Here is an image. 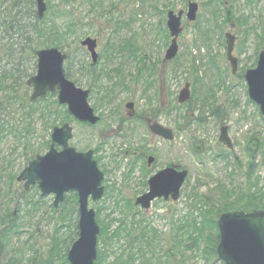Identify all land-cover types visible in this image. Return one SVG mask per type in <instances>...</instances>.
<instances>
[{
    "label": "rangeland",
    "instance_id": "1",
    "mask_svg": "<svg viewBox=\"0 0 264 264\" xmlns=\"http://www.w3.org/2000/svg\"><path fill=\"white\" fill-rule=\"evenodd\" d=\"M45 1L48 9L50 8L47 12L49 23L54 21L56 17L54 13H57L58 9L62 11L64 5L69 6V14L73 18L80 19L76 25L81 30L78 40L73 36L65 37L62 41L64 46L62 52L71 54V75L80 80L76 86L83 90H88L89 86L93 88L89 105L96 114L103 116L102 124L92 128L80 126L71 119L62 123L59 120L54 126L60 127L63 123H68L74 132V140L71 144L80 150L87 147L96 149L99 141L105 140L94 157L105 175L104 187H109V191L100 201L90 200L88 206L95 212L99 211V217L97 216L96 219L100 223L103 221L108 231L119 226L126 229L134 226L139 229L143 226L141 221L144 219V224L156 229L161 236L158 254L162 257L172 246L170 236L172 233L176 234L175 231H171L170 220L182 219L186 216L189 204L187 196L192 194L194 188L200 187V193L203 194L209 189L213 190L215 182L219 181L226 187H234L236 191H246L248 186L243 173L249 163H253L255 176H264V121L260 118L257 107L248 100L246 84L241 75L246 69L255 68L257 54L261 48H264V0L250 4L246 0H224V6L217 9L220 16H223L220 11L225 10L237 18H247L249 27L255 29L248 36L244 35V28L239 26L230 31L237 37L234 56L239 59V67L235 75L230 74L225 58L224 34L229 32V24L225 26L220 37L211 34L210 49L206 50L201 48L197 41L193 24L183 20L184 30L178 42L180 48L178 63L181 65L178 68L175 67L177 64L175 62L167 66L160 65L169 42L164 46L157 40L155 33L160 27H165L166 12L169 9L175 12L186 10L187 2L191 1L199 6L198 17L202 14V20L208 19L209 13L216 11L207 7L208 9L203 12L202 5L207 0H95V3L101 2L100 8L90 9L83 0H67L69 2L67 4L63 3L64 0ZM64 24L65 21H58L57 27L63 29ZM87 37L97 41V53L100 55L98 64L94 67L95 71L88 70L90 74L84 72L86 66L90 65L89 55L79 46V42ZM131 39L137 48L145 50L141 55L147 62L140 65L142 68L148 69L150 64L159 61L156 76L153 77L156 80L154 83L156 95L152 96V93L148 92L145 95L151 99L150 105L145 102L146 100L140 99V88L137 87L132 92L130 89L125 91L113 86L119 82L115 70L121 71L127 83H130L137 73L138 60H132L127 57V52L120 51L121 47ZM33 46L37 47L35 43ZM197 46L201 49L198 50ZM28 56L25 65L30 68L28 73L33 75L35 70L33 71L32 67L35 60L29 54ZM193 58L196 60L198 77L205 86L201 91L205 92L206 86L213 89V97H208L211 102L209 110L213 111L212 114L208 113L206 108L203 112L198 107L192 109L197 99L192 93L191 100L186 105L180 106L179 109L174 107V105L178 107L176 97L184 84L192 85L189 61ZM212 58L214 65L210 67L208 62ZM65 67L66 64L64 69ZM173 72H176L174 78ZM95 76H101V81L97 84L100 88L113 93L112 101L106 107H100L99 98L102 90L93 85L92 79ZM220 78L223 83L218 84ZM26 80L15 88L14 93L8 92L7 95L20 97L22 93L24 94L27 88ZM30 93L29 89L25 92L28 100ZM129 101L135 103L136 110H149L148 108L159 110V107L160 111H168L165 117L163 114L157 117L158 111L154 112V117L176 134L172 142H162L155 138L151 141V145L148 144L151 137L146 138L148 146L145 148L154 150L159 158L158 163L150 171L145 168L130 171V167L126 166V162L131 158L125 157L124 152L129 151L130 145L135 149L141 148L136 144L138 141L133 142L129 135L133 122L115 121L118 115L126 118L125 111H119L124 110V105ZM35 107H39V104ZM19 110L21 109L17 105H13L8 110L11 122L12 119L13 122L18 119ZM114 110L119 114L113 113ZM43 123L39 115L34 117L32 128L35 133L33 137H29L27 143V148H32L30 158L47 152L46 144L50 141L52 129H46ZM220 126L229 128V136L233 143L231 151H227L217 143ZM133 129L143 135L140 128ZM125 131L127 134L124 133ZM122 135L124 138L121 137ZM252 137H257L262 144L259 152H256L258 148L255 142L250 144L251 151L257 154L255 157H251L252 152L248 150V141ZM24 145L25 140L17 141L9 136L4 137L0 142V212L7 207L11 212L15 211L13 217L15 227L10 228L13 236L6 243L0 264H4L9 259L18 260V264H44L43 261L46 260H50L49 264H68L66 254L78 237L76 234L78 213L73 206V199L71 201L69 197L72 192L67 193L63 203L54 209L53 195L41 198L38 190L31 189L25 193V198L33 203V206L25 205V201L19 197L22 186L16 182V177L27 164ZM198 145L207 149L204 154L195 156L192 150ZM219 151L230 154L238 164L226 170L222 163H211L212 155ZM174 162L188 171L179 201L174 204L156 201L145 214L138 208H125L126 203L134 201L138 194L141 195L146 191L143 183L147 182L151 175ZM234 167L236 178L234 182H230L228 177ZM261 184L263 185L262 182L258 184L259 187ZM123 241L120 242L122 247L126 244ZM116 247L114 246V249ZM202 249L203 246L200 245L199 251L191 252L185 247L179 251L175 250V257L171 258L169 264H223L217 257L203 256Z\"/></svg>",
    "mask_w": 264,
    "mask_h": 264
},
{
    "label": "trees",
    "instance_id": "2",
    "mask_svg": "<svg viewBox=\"0 0 264 264\" xmlns=\"http://www.w3.org/2000/svg\"><path fill=\"white\" fill-rule=\"evenodd\" d=\"M84 4L89 8L96 7L95 0H83ZM187 1V0H185ZM184 1V2H185ZM64 4H67V0H64ZM62 3V6H63ZM248 3V2H247ZM250 4V3H249ZM61 6V7H62ZM224 6V0H207L203 5V12L210 7L214 9L216 13H209L208 19L202 20V14L199 19L193 25L196 31L197 41L200 43L201 48L209 50L210 36L221 35L226 25L233 22L235 26L244 28V35L248 36L249 33L255 31L249 27L248 22L244 17H235L228 11H220L223 16L217 13V9ZM171 10V9H169ZM50 11V8L48 9ZM56 15L54 21L48 22L47 14L42 21H38L34 11L33 0H0V142L4 137H11L14 140L21 141L25 140L24 155L25 161L28 162L30 154H32V148H27L29 137H33L35 130L32 128L33 119L39 115L41 121H44V127L51 129L60 120V123L70 121V117L64 107L57 105L53 97H49L46 100L37 101L36 104L32 105L29 103L24 90L20 97H13V95L7 93H14L15 88L22 85L25 79L30 77V68H28L27 61L29 59L28 54L35 60L36 48H49L54 47L60 51L63 50L62 41L65 37L73 36L78 40L81 30L76 25L80 22V19L73 18L69 14V6L64 5L62 11L54 13ZM207 16V15H206ZM58 21H65L64 28L57 27ZM248 27V29H246ZM158 41H161L165 46L169 41V36L165 27H160L155 33ZM37 46L36 48L33 44ZM197 46V49H201ZM120 51L127 52V57L134 60L140 61L141 65L145 61L144 56L141 54L145 51L133 43L132 39L128 41L124 46L121 47ZM67 54L66 61V76L71 78L70 66L72 57L70 53ZM140 54V55H137ZM18 57V58H16ZM179 57L176 58V66L179 67ZM195 58L189 61V72L192 79V95H196V104L193 105L192 109L198 107L201 112L204 108L210 107L208 97H213V89L210 86H206V91H201L202 87H205L202 80L198 77V68L195 66ZM33 63V62H32ZM156 64H150L148 69L145 71L141 70L139 66L137 68V75L131 79L132 85L128 86L125 77L121 74L120 70H115L118 75V83L113 86L122 88L123 90L133 89L132 87L141 86V95H145L147 91L152 88V83L142 82L144 73L148 74V78L155 76L157 70ZM26 64V65H25ZM209 66L214 65L213 58L208 62ZM152 67H155L153 70ZM176 68V69H177ZM35 69V63H33L32 70ZM90 69H87V71ZM173 78L176 76V72H173ZM82 77V76H80ZM121 77V78H119ZM79 80V78L77 77ZM101 81V76H95L92 79L93 85L101 89V97L99 101L102 107H106L112 101V92L109 90L100 88L97 84ZM156 80H154V83ZM217 83H223L221 78ZM119 84V85H118ZM218 88V87H217ZM93 93V90H91ZM135 91V90H134ZM156 88L154 86L153 96L156 95ZM209 93V94H208ZM2 95V96H1ZM151 99H148L150 105ZM39 104V107L35 105ZM13 105H17L21 110L18 114V119L13 122L14 119L9 118V111ZM174 109V107H172ZM17 110V109H16ZM212 113V110H207ZM82 126V125H80ZM248 150L251 151L250 144H257L256 152L261 150V142L258 141L257 137L249 139ZM48 144V143H47ZM46 144V147L48 145ZM255 151L252 152L251 157H255ZM34 153V152H33ZM219 163H222L224 168L227 170L228 167L237 165L238 162L230 156L218 152ZM253 163H249L244 178L247 183L246 191H236L234 187H226L222 182L216 181L214 188L209 189L206 193H200V187L193 189L190 196H187L188 210L185 217L182 219L170 220L171 231H175L176 234L172 233L170 236L172 246L165 251L162 257H159L160 251V235L156 229L145 225L144 219L141 221L143 226L137 229L134 226L115 228L108 231L103 221L100 223V235L98 238L97 253L98 257L95 264H169L171 258L175 257V250L179 251L185 247L186 250L191 252L194 250L199 251L200 245L203 246L202 255L216 256V247L218 245L219 237L216 226L217 218L224 213L229 212H243L252 213L257 211L264 212V176H255L253 173ZM240 166V165H239ZM229 174L228 180L234 182L236 178L235 170ZM12 178V177H11ZM13 179V178H12ZM261 186L259 187V183ZM206 186V185H205ZM254 189V190H253ZM25 205H32L28 200H25ZM99 217V211L96 212ZM13 217L11 210L7 207L3 212H0V248L6 247L7 241L13 236L11 226L15 227L13 223ZM77 234V233H76ZM124 240V241H123ZM124 242V246L120 242ZM114 246H117L114 249ZM1 253V250H0ZM50 260L43 261L44 264H49ZM4 264H18V260L9 259ZM42 264V263H41Z\"/></svg>",
    "mask_w": 264,
    "mask_h": 264
},
{
    "label": "water",
    "instance_id": "3",
    "mask_svg": "<svg viewBox=\"0 0 264 264\" xmlns=\"http://www.w3.org/2000/svg\"><path fill=\"white\" fill-rule=\"evenodd\" d=\"M36 17L42 20L46 12L45 0H34ZM253 1V0H250ZM198 5L188 2L186 19L189 23L196 20ZM183 12L175 14L169 11L166 15V27L171 38L170 45L165 51L164 61L174 59L178 52L177 40L182 32L181 17ZM226 57L232 74L236 73L238 60L232 55L235 36L225 35ZM91 57L95 65L98 60L96 53V40L86 38L80 42ZM36 72L27 82L32 86L30 102L44 99L48 93H57V103L66 106L67 113L77 122L95 125L99 117L94 114L88 104L89 91L77 88L70 82L63 69L66 55L56 48L43 49L36 52ZM247 85L248 99L258 109L260 117L264 120V49L258 52L255 69L244 72ZM190 85L185 84L177 97L178 104L182 105L190 99ZM133 104L128 103L127 109ZM150 131L157 136L172 140L169 130L163 129L159 124L150 126ZM72 128L68 124L55 127L51 133V145L44 156H37L19 174L17 181L24 183V189L38 184L41 196L55 195L54 206L57 207L63 200L66 192L75 191L78 196V239L71 246L67 261L69 264H94L97 260V237L100 229L95 220V212L88 208V199L93 202L100 200L104 194L101 185L103 174L98 170L93 160V152H77L69 146L72 140ZM218 142L232 149V143L227 128L222 127ZM55 146L61 150L57 151ZM152 162V158L148 159ZM186 171L177 173L167 169L153 177L148 185L149 192L140 197L137 202L145 209H149L151 201L163 197L175 202L179 197ZM219 242L216 254L224 264H264V212L252 213L230 212L219 216L217 220Z\"/></svg>",
    "mask_w": 264,
    "mask_h": 264
},
{
    "label": "flooded vegetation",
    "instance_id": "4",
    "mask_svg": "<svg viewBox=\"0 0 264 264\" xmlns=\"http://www.w3.org/2000/svg\"><path fill=\"white\" fill-rule=\"evenodd\" d=\"M96 5V8H100V5H101V2L100 3H95ZM35 8V7H34ZM88 9H90L89 7H88ZM91 11V10H90ZM168 11H170V10H168ZM167 11V12H168ZM180 11H182L183 12V14H182V17H181V24H182V32H183V30H184V27H183V20H186V15H185V10H179L178 12H180ZM166 12V13H167ZM177 12V13H178ZM35 15H36V12H35ZM235 28V25H233V29ZM165 29L166 30H168L166 27H165ZM182 32L180 33V35H179V37H178V42H179V38H180V36H181V34H182ZM236 41H237V37L235 36V44H236ZM177 45H178V52H177V55H176V57L174 58V59H172V60H170V61H164V59H162L161 60V64L160 65H162V66H167V64H172L173 62H176V58H178L179 57V50H180V48H179V44L177 43ZM36 48V47H35ZM234 49H235V45H234ZM234 49H233V53H232V55L234 56ZM261 49H264V48H261ZM36 50H38V48H36ZM35 55H36V51H35ZM258 55V54H257ZM35 57V56H34ZM99 57H100V55L98 54V60H97V63L95 64V65H92L91 63H90V65H88V66H86V70L84 71L85 73H89L90 74V72H88L87 71V69H90V70H93V71H95L94 69V67L98 64V61H99ZM237 60H238V66H237V70H236V73L238 72V67H239V59L236 57V56H234ZM225 58H226V61H227V57H226V49H225ZM35 61H36V58H35ZM227 63H228V66H229V68H230V74L231 75H235V74H232V71H231V67H230V65H229V62L227 61ZM256 63H257V59H256ZM141 64L139 63V66H140ZM151 66V65H150ZM141 67V66H140ZM157 67H158V64H157ZM255 67H256V65H255ZM254 69V68H253ZM141 70L142 71H144V72H146L145 71V68H142L141 67ZM246 70H250V69H246ZM245 70V71H246ZM244 71V72H245ZM244 72L243 73H241V75H242V77H243V79H244ZM35 74V73H34ZM70 75H71V69H70ZM81 75V74H80ZM137 75V73L132 77V78H134L135 76ZM240 75V76H241ZM144 78L142 79V82H149V83H152V88L149 90V91H147L149 94L150 93H152V96H153V92H154V79H153V77H154V75L153 76H151V77H147L148 76V74H146V73H144ZM155 76H156V74H155ZM32 77V75H30V77L29 78H31ZM75 78V79H74ZM119 78H121V77H119ZM68 79H70V80H72L73 81V83L76 85V84H78V82L80 81V80H78L77 79V77H74V76H72L71 75V78H68ZM126 82V81H125ZM127 83V82H126ZM119 85V84H118ZM132 85V83H128V86H131ZM141 84L139 85V86H136V87H132L133 89H130L132 92H134V90H136V88L138 87V88H140V92H141ZM121 87V86H120ZM120 87H118L119 89H122V88H120ZM190 87H191V89H192V86H191V84H190ZM27 89H29L30 91H31V93H32V87L31 86H28V88ZM91 90H93V88H91L90 86H89V89H88V91H89V96L92 94V91ZM147 94V93H146ZM145 94V95H146ZM145 95L143 96V95H141V100H146L145 102H147L148 103V99L149 98H147V97H145ZM31 96V95H30ZM30 96H29V103L30 104H32V105H34L35 103H36V101L34 102V103H31L30 102ZM53 97V99H55L56 100V96H57V93H54V94H47L46 95V97L43 99V100H46V99H48L49 97ZM145 97V98H144ZM128 103H132L133 104V107H132V109H127L126 108V105L128 104ZM176 103H177V105H178V107L176 106V105H174V107H175V109H179L180 108V106H183V105H180V104H178V102H177V97H176ZM100 107H102V104L100 105ZM186 108V107H185ZM149 110H136L135 109V103L134 102H127L125 105H124V110H121V111H119V112H123V111H125V115H126V118H121L119 115L117 116L118 118H117V120H115L116 122H122V123H124V122H129V123H132L133 122V126H132V131L130 132V137H131V139H132V141L133 142H135L136 143V141H138V143H136L138 146H141V148L140 149H135V148H133L131 145H130V149H129V151L128 150H126L125 152H124V156L125 157H130L131 158V160H129V162H126V166H128V168L130 167V171H135V170H141L142 168H145L146 170H148V171H150L151 169H152V167L154 166V165H156L157 163H158V155H156L155 153H154V150H148V149H146L145 147L146 146H148V144L149 145H151V141L152 140H154L155 138L156 139H159L160 141H162V142H172L174 139H175V132L173 131V130H171L170 128H168V127H166L165 125H163L162 123H160V122H158L157 121V118H155L154 117V112H157L158 111V114H157V117H158V115H160V114H163L164 115V117L165 116H167L168 115V111H160V108L158 107V109L159 110H152V109H150V108H148ZM174 109V110H175ZM201 110V109H200ZM206 110H209V108L208 107H206ZM118 111V110H117ZM116 112V110H114L113 111V113H115ZM119 112H116V114H119ZM94 113H95V115H97L98 117H99V121L95 124V125H89V124H86V123H77L78 125H82L83 127H94V126H98V125H101L102 124V122H103V116H102V114L100 115V114H96V112H95V110H94ZM209 113V112H208ZM212 114V113H211ZM125 117V116H124ZM184 120H185V118H183ZM159 120V119H158ZM159 124L163 129H166V130H169L170 132H171V134H172V140H167V139H164V138H162V137H160V136H157V135H154L151 131H150V126H152L153 124ZM102 126H104V124L102 125ZM134 127H138V128H140L141 130H142V132H143V135H141V134H139L136 130H134L133 128ZM222 127H226L227 128V133H228V136H229V128H228V126H220L219 127V129H218V136H217V143L220 145V146H222V147H224L226 150H227V148L224 146V145H222L221 143H219L218 142V138H219V132H220V129L222 128ZM54 128V127H53ZM53 128H51V129H53ZM52 131V130H51ZM72 131H73V128H72ZM125 134H127V132L125 131L124 132ZM148 136L149 137H151V139L149 140V143L148 144H146V138H148ZM122 138H124V135H122L121 136ZM229 138H230V136H229ZM231 139V138H230ZM74 140V132H73V137H72V140L69 142V144H70V146L72 147V148H75L71 143H72V141ZM104 139H101L100 141H99V144L97 145V148L96 149H91V147H87L86 149H82V150H80V149H77V148H75L76 149V151L77 152H82V153H86V152H88V151H92L93 152V160L96 162V165H97V168L99 169V171L103 174V180H102V186L104 187V179H105V175H104V173L100 170V168H99V164L97 163L98 162V160L96 161L95 160V157L94 156H96L97 155V153L99 152V147L101 146V145H103V143H104ZM232 141V140H231ZM48 144V149H47V152H48V150H49V148H50V145H51V140L49 141V142H47ZM55 149L57 150V151H60L61 149L59 148V147H57V146H55ZM206 147H204V146H194L193 147V150H192V153H193V155H195V156H200V154L202 153V154H204L205 152H206ZM98 151V152H97ZM227 151H231V150H227ZM46 154V153H45ZM45 154H43V155H45ZM43 155H36L35 156V158L37 157V156H43ZM218 152L217 153H215V154H213L212 155V157H211V163H213V164H215V163H218L219 162V158H218ZM232 157V156H231ZM34 158V159H35ZM149 158H152V162H149ZM233 158V157H232ZM127 160V159H126ZM139 165V166H138ZM167 169H173L174 171H176L177 173H180V172H182V171H186L187 173H188V171L187 170H185L179 163H176V162H174V163H172V164H168L166 167H164L163 169H161V170H159V171H157V172H155L153 175H151L149 178H148V180H147V182H144L143 183V187L146 189V191L145 192H143L141 195H137L138 197H136L135 198V200L134 201H132V202H129V203H126V206H125V208L126 209H134V208H138L139 210H141L144 214L145 213H148L149 211H150V209H151V207H152V204L154 203V202H156V201H159V200H161V201H163L164 203H176L177 201H179V198H180V194H181V189H182V187H183V185H184V183L186 182H184L183 184H182V186H181V188L179 189V197H178V200L177 201H175V202H173L171 199H170V197L168 198V199H164L163 197H161V198H155L152 202H151V206H150V208L149 209H147V210H145L138 202H137V200L140 198V197H142L144 194H146L148 191H149V185H148V183H149V181L153 178V177H155L158 173H160V172H162V171H164V170H167ZM16 182L18 183V184H20L21 186H22V191H21V193L19 194V197L21 198V199H23L24 201L26 200V194L25 193H27V192H29L31 189L33 190V189H35V190H38L39 192H40V190H39V188H38V184L36 183V184H34L33 186H29L28 187V189L27 190H25L24 189V183H19L18 181H17V177H16ZM109 191V187H104V196H106V194H107V192ZM70 192H72L71 194H69V197H71V201H72V199H73V201H72V203H73V206L76 208V209H78V201H77V194H76V192L75 191H70ZM39 195H40V197L41 198H44V197H46V196H51V195H46V196H41V192L39 193ZM66 195V194H65ZM65 195H64V197H63V200H64V198H65ZM54 196V195H53ZM54 200H55V196H54V199H53V203H52V207L54 208V209H56V208H58V206L60 205V204H62L63 203V201L57 206V207H55L54 206ZM15 216V211L14 212H12V217H14ZM4 249H5V246H2L1 248H0V250H1V253H0V261H1V259L3 258V253H4ZM67 255H68V252H67V254H66V261H67Z\"/></svg>",
    "mask_w": 264,
    "mask_h": 264
}]
</instances>
